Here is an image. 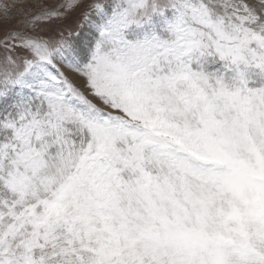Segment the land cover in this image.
I'll list each match as a JSON object with an SVG mask.
<instances>
[{
    "label": "rangeland",
    "instance_id": "374dc122",
    "mask_svg": "<svg viewBox=\"0 0 264 264\" xmlns=\"http://www.w3.org/2000/svg\"><path fill=\"white\" fill-rule=\"evenodd\" d=\"M263 95L264 0H0V264H196L214 180L186 230L264 264Z\"/></svg>",
    "mask_w": 264,
    "mask_h": 264
},
{
    "label": "bare ground",
    "instance_id": "6f19581e",
    "mask_svg": "<svg viewBox=\"0 0 264 264\" xmlns=\"http://www.w3.org/2000/svg\"><path fill=\"white\" fill-rule=\"evenodd\" d=\"M96 31V30H95ZM93 32V30H87V31H83V37H81V39H82V42L83 43H87L88 41H90V39H91V33ZM92 41V40H91ZM86 46V45H85ZM90 49H91V51H90V54H91V56H92V52H93V50H94V48H92L91 46H90ZM81 50V49H80ZM78 51V50H77ZM90 56V55H89ZM264 96V95H263ZM261 98V97H260ZM258 108V107H257ZM187 116V115H186ZM193 122V121H192ZM196 123V122H195ZM194 123V124H195ZM191 124V123H190ZM197 125V124H196ZM201 125V124H200ZM200 125H198V126H200ZM204 125H205V123H204ZM195 126V125H194ZM197 126V127H198ZM202 126V125H201ZM206 127H207V125H205ZM200 128V127H199ZM199 128H195V130L196 129H198L199 130ZM207 129V128H206ZM209 129V128H208ZM229 129V128H228ZM221 130V129H220ZM230 130V129H229ZM229 130H228V132H229ZM204 131V130H203ZM208 131H210V130H208ZM207 131V132H208ZM221 131H223V130H221ZM189 132V131H188ZM222 133H225V134H227L226 132H221V136L223 135ZM261 133H264V132H261ZM195 134V133H194ZM209 134V133H208ZM217 134V133H216ZM229 134H230V132H229ZM207 135V134H206ZM211 135H213V134H211ZM215 135V134H214ZM253 135H255V134H253ZM264 134H262L261 136H263ZM201 136V135H200ZM199 136V137H200ZM203 136V135H202ZM209 136V135H208ZM224 136V135H223ZM227 136V135H226ZM251 136V135H250ZM252 137V136H251ZM204 138H205V136H204ZM213 138V137H212ZM215 138V137H214ZM202 139V138H201ZM256 139H258L257 137H256ZM264 139V138H263ZM204 140V139H203ZM212 140V139H211ZM259 140V139H258ZM264 141V140H263ZM203 142V141H202ZM259 142H260V140H259ZM206 143V142H205ZM224 143V142H223ZM229 143V142H228ZM258 143V142H257ZM255 144V143H254ZM254 144H252V145H254ZM262 144H264V143H262ZM224 145V144H223ZM242 145V144H241ZM259 145V144H258ZM261 145V144H260ZM219 146H220V144H219ZM226 146H227V143H226ZM225 146V147H226ZM256 146V145H255ZM224 147V148H225ZM229 146H227V149H230V148H228ZM231 147V150L234 152V149H233V145H231L230 146ZM251 147H253V146H251ZM256 147H258V146H256ZM248 149V148H247ZM253 149V148H252ZM260 149V148H259ZM218 150V149H217ZM226 150V149H225ZM244 150V149H243ZM255 150V149H254ZM258 150V149H257ZM263 150V149H262ZM236 151H238V150H236ZM253 151V150H252ZM260 151V150H259ZM246 154H247V152H245ZM255 152H253L252 154H254ZM257 153V152H256ZM255 153V155H257ZM263 153V152H262ZM234 154H235V152H234ZM245 154V155H246ZM259 154V153H258ZM264 155V154H263ZM216 156V155H215ZM242 156H243V154H242ZM252 156V155H251ZM214 157V156H213ZM223 157V156H222ZM232 157V156H231ZM237 157V156H236ZM236 157H234V159L236 158ZM245 157V156H244ZM260 157H261V154H260ZM242 158V157H241ZM251 158V157H250ZM259 158V157H258ZM263 158V157H262ZM227 159V158H226ZM243 159V158H242ZM254 159H255V157H254ZM223 160V159H222ZM237 160V159H236ZM239 160V159H238ZM258 160V159H257ZM244 161H245V159H244ZM252 161V160H251ZM259 161V160H258ZM239 162V161H238ZM248 162V161H247ZM253 163H255V161H253ZM236 167V166H235ZM220 168V167H219ZM219 168H213V167H208L207 169L205 168L204 170L205 171H207V172H212V174H214V176L216 175L217 177H215L217 180L218 179H220V174L222 173V174H224L225 175V177L224 178H229V179H231L232 180V182L233 183H237V178L236 177H234V176H231L230 174H228L227 172H226V170L224 171L223 169L224 168H221V169H219ZM228 168H230V167H228ZM231 169V168H230ZM214 170V171H213ZM228 170V169H227ZM216 171V172H215ZM230 171V170H229ZM42 172V171H41ZM205 174V173H204ZM211 174V175H212ZM232 174H234V173H232ZM61 175V174H60ZM200 175V174H199ZM202 175V174H201ZM206 175H207V173H206ZM206 175H204V176H206ZM173 176V175H172ZM219 176V177H218ZM238 177V176H237ZM173 178V177H172ZM182 178V177H181ZM224 178H221V179H224ZM170 179V178H169ZM180 179V178H179ZM205 179H206V177H205ZM211 179V178H210ZM212 180V179H211ZM214 180V179H213ZM212 180V181H213ZM187 181V180H186ZM184 182V184L186 183H190L189 181L188 182ZM209 181V180H208ZM179 182V181H178ZM177 182V183H178ZM182 182V183H183ZM201 182V181H200ZM202 183V182H201ZM211 183H213L214 185H219L221 188H222V190L223 191H227V192H222V191H220V190H218V189H216V188H213V187H211V185H213V184H211ZM251 183V182H250ZM191 184V183H190ZM189 184V185H190ZM196 184V183H195ZM210 184L211 185H207V184H201L200 186L202 187V189L201 190H199L198 191V195L197 196H199L200 197V192L201 191H205V192H207V194L205 195V197H207L205 200L206 201H197V199L195 198L194 199V201H193V206L192 207H194V209L193 208H191V209H193V210H191L190 209V211L188 210V209H186V210H188L189 212L185 215V217L184 216H182L183 217V219L181 220V224H183L184 223V227H183V225H182V228H185V229H179V231H175V232H177V233H173L172 234V231H171V234H170V238H172V236H173V238H172V240L174 241V242H176V243H179L180 244V246H181V248L183 249V250H180L179 252H180V257L181 256H183L185 259L186 258H189V256H190V258H192L193 256H194V254H195V249L197 250V251H199V254H200V256L202 257V258H200L201 259V261L203 262V264H210L209 262L211 261V263H212V260H211V256H213L214 254H213V248L211 247V243H210V241H206L205 239L202 241V239L204 238H202V239H200L201 237H199L198 235V237L197 236H195L194 234H191L189 231H187L186 229L187 228H191V226L190 225H193V224H190V225H188V224H186V222H191L190 220H192V217H193V215H196V216H198L199 217V225H205V227H207V230H206V234L208 235L209 233H212V232H214V230H213V220H215L214 219V216L216 215L215 214V209L216 208H220V209H222V210H232V211H234L235 213H236V215H237V217H238V214H237V210L238 209H236V206L237 207H240L242 204H241V199H238V203L236 202V200L235 199H231L230 198V196H229V193H228V190H236V189H233L231 186H230V183H228V182H225V183H217L216 182V180H214V182H210ZM224 184H228V188L227 189H225V187H224ZM252 184V183H251ZM177 185H179V184H177ZM176 185V186H177ZM197 185V184H196ZM252 185H255V184H252ZM180 186H181V184H180ZM192 186H194L193 185V183H192ZM246 186H248V185H246ZM255 186H257V187H262L261 189H263V186H260V185H255ZM195 187V186H194ZM197 187V186H196ZM199 187V186H198ZM179 188V187H178ZM184 189H185V187H184ZM183 189V190H184ZM194 189V188H193ZM238 189V188H237ZM182 190V189H181ZM180 190V191H181ZM182 190V191H183ZM187 190V189H186ZM192 189H188V191L187 192H185V195H189V197H188V202L187 203H189V201L190 202H192L191 200H190V198H191V195L194 193V191L192 192L191 191ZM239 190V189H238ZM241 190V189H240ZM240 190H239V192H240ZM246 190V189H245ZM171 191V190H170ZM180 191H178V192H180ZM196 191H197V189H196ZM264 191V190H263ZM177 193V192H176ZM203 193V192H202ZM244 193V192H243ZM246 193V192H245ZM244 193V194H245ZM174 194V196H175V193H173ZM180 194H181V192H180ZM203 195V194H202ZM259 195V194H258ZM193 196H196V195H192V197ZM261 196V195H260ZM171 197V196H170ZM186 196H184V199H186L185 198ZM262 198V197H261ZM264 198V197H263ZM200 199V198H199ZM257 199V198H256ZM173 200H174V198H173ZM201 200V199H200ZM261 200V199H260ZM129 201V200H128ZM140 201V200H139ZM143 201V200H142ZM170 201V200H169ZM183 201V200H182ZM186 201H187V199H186ZM227 201H229L231 204H230V207L226 204V202ZM243 201V200H242ZM257 201V200H256ZM258 201H259V199H258ZM172 203H174L175 204V202H173V201H171ZM171 203V204H172ZM180 203H181V201H180ZM183 203V202H182ZM170 204V203H169ZM260 204V203H259ZM177 205V204H176ZM182 206V205H181ZM184 207V206H183ZM191 207V206H190ZM168 208H169V205H168ZM171 208V207H170ZM136 209V208H135ZM138 210V209H137ZM231 211V212H232ZM140 212V211H139ZM178 212V211H177ZM221 212V211H220ZM202 213V214H201ZM218 213V212H217ZM138 214V213H137ZM137 214H135V215H137ZM170 214H172V213H170ZM177 214V213H176ZM178 214H179V212H178ZM177 214V216H179ZM229 214V213H228ZM229 215H231V213L229 214ZM228 215V216H229ZM176 216V215H175ZM136 217V216H135ZM181 217V218H182ZM237 217H236V220H237ZM87 218V217H86ZM180 218V217H179ZM185 218H186V220H185ZM217 218V217H216ZM224 218V217H223ZM241 218V217H240ZM132 219V218H131ZM160 219V218H159ZM175 219V218H174ZM178 219V218H177ZM177 219H176V222H177ZM197 219V218H196ZM229 220L230 219H232V217L230 216L229 218H228ZM218 220H220V218L218 219ZM225 220V219H224ZM233 220V219H232ZM174 221V220H173ZM196 221V220H195ZM217 221V220H216ZM197 222V221H196ZM223 222V221H222ZM225 222V221H224ZM231 222H234V221H231ZM180 223V221L178 222V224ZM192 223V222H191ZM194 223V222H193ZM227 223V222H226ZM242 223V222H241ZM196 224V223H195ZM194 224V225H195ZM215 224V223H214ZM220 224H223V223H221V221H220ZM231 224V223H230ZM196 225H198V224H196ZM228 225V224H227ZM137 227V226H136ZM146 228V227H145ZM172 228V227H171ZM177 228V227H176ZM180 228H181V225H180ZM166 229V228H165ZM174 228H172V230H173ZM170 230V229H169ZM177 230V229H176ZM141 231V230H140ZM174 231V230H173ZM169 233L170 232H168V235H169ZM58 235V234H57ZM169 237V236H168ZM172 242V241H171ZM135 243V242H134ZM141 243V242H140ZM147 243V242H146ZM163 253V252H162ZM216 253V252H215ZM140 256V255H139ZM155 256V255H154ZM199 259V260H200ZM213 259V258H212ZM196 260V259H195ZM195 260H193V262L195 261ZM199 260H197L196 262V264H202V263H199ZM155 262V261H154ZM255 262V261H254ZM159 264V263H158ZM213 264V263H212ZM216 264V263H215Z\"/></svg>",
    "mask_w": 264,
    "mask_h": 264
}]
</instances>
